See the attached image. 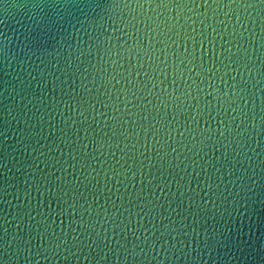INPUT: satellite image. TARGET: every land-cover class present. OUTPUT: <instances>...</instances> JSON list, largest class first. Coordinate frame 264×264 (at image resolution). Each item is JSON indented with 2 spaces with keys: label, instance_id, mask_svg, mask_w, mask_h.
Segmentation results:
<instances>
[{
  "label": "water",
  "instance_id": "obj_1",
  "mask_svg": "<svg viewBox=\"0 0 264 264\" xmlns=\"http://www.w3.org/2000/svg\"><path fill=\"white\" fill-rule=\"evenodd\" d=\"M0 264H264V0H0Z\"/></svg>",
  "mask_w": 264,
  "mask_h": 264
}]
</instances>
